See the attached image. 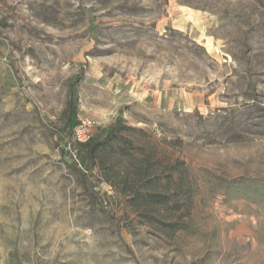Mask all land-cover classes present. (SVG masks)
Instances as JSON below:
<instances>
[{
    "label": "rangeland",
    "instance_id": "rangeland-1",
    "mask_svg": "<svg viewBox=\"0 0 264 264\" xmlns=\"http://www.w3.org/2000/svg\"><path fill=\"white\" fill-rule=\"evenodd\" d=\"M0 264H264V0H0Z\"/></svg>",
    "mask_w": 264,
    "mask_h": 264
},
{
    "label": "built area",
    "instance_id": "built-area-1",
    "mask_svg": "<svg viewBox=\"0 0 264 264\" xmlns=\"http://www.w3.org/2000/svg\"><path fill=\"white\" fill-rule=\"evenodd\" d=\"M101 126V121L77 116V123L73 127L70 139L66 142L65 148L71 150L74 145H81L90 141L93 137V130Z\"/></svg>",
    "mask_w": 264,
    "mask_h": 264
},
{
    "label": "trees",
    "instance_id": "trees-1",
    "mask_svg": "<svg viewBox=\"0 0 264 264\" xmlns=\"http://www.w3.org/2000/svg\"><path fill=\"white\" fill-rule=\"evenodd\" d=\"M119 122V121H117ZM77 123V104L73 95L69 94V98L67 101L66 111H65V122L62 128V131L66 136L70 137L73 127ZM100 142H94L92 138L87 143L81 144L80 146L87 147L89 153L95 151V149L99 146Z\"/></svg>",
    "mask_w": 264,
    "mask_h": 264
}]
</instances>
